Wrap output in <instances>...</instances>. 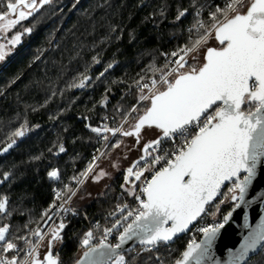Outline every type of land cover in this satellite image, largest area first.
I'll return each mask as SVG.
<instances>
[{
    "label": "trees",
    "instance_id": "1",
    "mask_svg": "<svg viewBox=\"0 0 264 264\" xmlns=\"http://www.w3.org/2000/svg\"><path fill=\"white\" fill-rule=\"evenodd\" d=\"M211 1L52 0L0 30L6 53L0 61V149L17 142L10 153L0 156V200L7 201L0 212V227L8 228L6 240L24 245L26 228L39 224L54 202L52 187L57 185L66 193L85 171L105 136V123L111 133L126 119L123 129L133 118L139 119L150 103L139 104L144 93L141 84L165 73L164 55L191 47L212 28L213 13L219 20L223 17L217 9H224V0H215V5ZM6 4L7 0H0V12ZM199 10L204 12L200 19ZM15 18L10 15L2 24ZM198 21L204 27L190 38L186 27ZM17 34L20 41L13 45L10 41ZM82 80L84 86L79 87ZM18 130L24 135L15 136ZM54 170L58 178L49 176ZM126 174L125 170L117 175L94 199L82 204L74 199L75 206L99 221L94 232L108 224L105 214L110 207L131 193ZM229 188L230 184L208 205L201 219L226 216L235 206L232 199L221 202ZM90 229L82 213L66 217L60 245L53 249L59 264L76 262L79 251L86 249L81 242ZM193 232L192 228L173 243L160 244L158 250L149 252L139 245L121 255L126 264H174L186 246L199 238ZM248 264H264V249Z\"/></svg>",
    "mask_w": 264,
    "mask_h": 264
},
{
    "label": "snow or ice",
    "instance_id": "2",
    "mask_svg": "<svg viewBox=\"0 0 264 264\" xmlns=\"http://www.w3.org/2000/svg\"><path fill=\"white\" fill-rule=\"evenodd\" d=\"M50 2L40 0V5ZM21 6L36 10V0H7L6 10L0 12V21H4L9 14L17 15L15 19L7 20L6 24H0V30L12 27L31 15V11L20 10ZM242 7L244 0H229L223 10L217 9L223 14L222 21L215 13L212 14V29L220 47L207 48L202 66L179 72L187 63L184 56L197 52L213 34L207 29L192 42L191 47L181 49L183 55L175 62L177 67L168 73L179 72L174 82L162 76V82L167 84L166 90L152 92L149 89L152 92L150 96L140 97L141 100H150L151 107L139 118L135 133L125 132L124 135L138 136L145 124L162 129L165 137L184 135L190 126H195L198 131L190 139L185 138L183 146L173 154L174 158L167 159L166 166L155 171L142 187L141 195L145 198L137 195L139 207L122 217L125 221L130 217L132 219L119 234V243L114 246L105 243L113 230L106 228L99 244L91 245L93 233L89 231L81 242L86 251L77 264H126L125 257L118 250L134 238L146 246L144 250H158L160 244L172 241L179 233L189 229V225L206 211V205L220 194L226 181H233L228 190L232 193L231 199L245 202V194L257 176V168L264 164V0H254L246 13L240 11ZM184 14L181 11L179 16ZM200 27H204L203 22ZM19 41L20 35L17 34L10 43L15 45ZM5 55L4 45H0V61L5 59ZM156 83V80L152 81L153 89ZM78 86H84L83 80ZM93 131L99 132L100 129L94 128ZM14 135L23 136L24 133L18 130ZM153 143L159 144L160 141ZM60 150L63 151V147ZM161 159L157 156L154 162L158 163ZM242 172L245 175L240 179ZM128 174L133 175L132 168L128 169ZM142 175V171L136 172V180H140ZM49 176L58 178V172L54 170ZM59 197L60 193H57ZM6 203V198L0 200V212L5 211ZM120 211L123 212V209ZM230 216L231 213L224 216L222 224L200 228L204 239L199 243L190 242L176 264H204L210 258L219 230ZM119 224L120 220H117L113 228ZM64 228L65 224L60 223L58 228L51 230L50 249L53 241L62 240L60 231ZM7 231V226L0 227V241L5 242V252L17 248L16 244L6 240ZM34 235L43 240L39 230ZM25 243L30 244L27 255L32 257L37 244L27 240ZM259 249H264V222L245 237L244 243L233 254L231 264H248L249 254H255ZM0 264H17V259L0 257ZM21 264H29V261L25 259ZM31 264L42 262L33 258ZM43 264H58V259L49 251Z\"/></svg>",
    "mask_w": 264,
    "mask_h": 264
},
{
    "label": "built area",
    "instance_id": "3",
    "mask_svg": "<svg viewBox=\"0 0 264 264\" xmlns=\"http://www.w3.org/2000/svg\"><path fill=\"white\" fill-rule=\"evenodd\" d=\"M245 1V0H244ZM229 2V0H224L223 4L224 6ZM216 3L215 0L211 1V5ZM215 5V4H214ZM210 11V10H209ZM203 10L198 11V19H200L203 16ZM229 15H233V13H229ZM224 17H222L220 20L222 21ZM202 21H198L197 23L188 25L186 27V30L190 32L191 36L190 38H195L197 34L200 31V23ZM211 31H214L211 29ZM173 53H176V55H173ZM194 53H189L187 56H184L185 61H189L192 59ZM183 55V52L181 49L179 50H173L171 52H168L164 55V65H165V73L160 76L158 80L154 79V77H150L146 80H144L141 84L143 85L147 84L148 87L144 88L143 96H150L152 92L161 91L164 88L167 87V84L163 83L161 80L162 76H165L166 79L169 82H173L175 77L178 75V72H174L171 75H168V73L171 72L172 69L176 68V61L180 60V57ZM187 64V63H186ZM185 64V66H186ZM156 80V86L153 89L152 88V81ZM149 89H152V92L149 91ZM143 101H150V100H140L139 103ZM127 120L123 121L120 127H118L114 132H109V127L107 123L104 124L105 128V136L100 141V146L94 150L93 157L89 164L87 165L85 171L81 174L79 179L75 180L71 188L66 192L63 193L62 190L57 186L54 185L52 187V194L54 196V202L46 209L44 218L42 221L34 226H28L26 228L28 235H27V241L37 244L36 251L33 253L32 257H29L27 255L30 244L24 243V245L20 246L18 245L16 249H13L8 252H3V254L0 256L2 258H8L11 259L12 257H16L17 264H21L22 261L27 259L29 261V264H31V260L33 258H40L44 259V255L47 251L46 244L49 242V240L52 237L51 230L58 228V225L60 223L65 224L66 217L69 214L76 215L78 213H82L87 221V224L91 226L90 231L93 233V244H99L101 239L104 238V229L106 228H112V233L107 236L105 243H109L112 245H116L119 240V234L123 231V228L126 226L127 223L131 222V217L125 221L122 219V217L126 216L129 211L135 212V210L139 207V201L136 199L137 195H141V189L143 186H145L147 180H150L152 175L155 173V171H158L161 167L166 166L165 161L169 158H174L173 154L185 143V138L190 139L191 136L195 135L198 131V128L195 126H190L188 131L184 133V135L180 134H174L172 136L164 137L162 140H160L159 144H154L150 149L147 151V157L144 161H142L138 166L135 168V173L143 171V175L141 176L140 180H137L136 184L134 186H131L133 189L131 193L124 197L121 202H118L110 207V209L106 212L105 216L108 220V224L104 225L102 231L96 233L94 232V228L99 225L98 220H94L93 218H90L88 215H86V212L81 209L78 206L74 205V199L76 198L80 188L85 184L87 181L90 173L95 168L96 164L105 156L107 149L111 143V140L109 139L110 135H117L122 129L123 125L126 123ZM160 156L162 159L158 162H154V158ZM91 167V171H89V166ZM128 174V172H127ZM126 174V176H127ZM133 178H130V181H132ZM57 193H60V197L57 198ZM72 193H75V195H72ZM70 197V199H69ZM141 198H145L141 195ZM127 205V207H125ZM123 209V212L120 211V209ZM117 220H120V224L113 228V225L116 223ZM212 221H208L205 219H199V221L193 226L194 234L198 235L200 239L203 232L199 231L200 228L204 227H210L214 226ZM39 230L40 235L43 236V240H39V238L34 235V233ZM8 232V231H7ZM193 239V240H198ZM24 240V241H25ZM3 243L0 241V244ZM135 251V249H134Z\"/></svg>",
    "mask_w": 264,
    "mask_h": 264
},
{
    "label": "water",
    "instance_id": "4",
    "mask_svg": "<svg viewBox=\"0 0 264 264\" xmlns=\"http://www.w3.org/2000/svg\"><path fill=\"white\" fill-rule=\"evenodd\" d=\"M253 2H254V0H252L250 2V4ZM250 4L248 5V7L250 6ZM248 7H247V9H248ZM247 9L245 11H243V13H246ZM215 48H219V47H215ZM205 55H206V53H205ZM185 72H187V71H185ZM174 80H173V82H174ZM166 89H167V87L161 91H164ZM149 107H151V103H149L148 108ZM146 110H145V112H146ZM145 112L141 116H143L145 114ZM138 121H139V119H138ZM145 126H148V124H145L143 127H145ZM151 126L156 127L155 125H151ZM156 128L160 131V134L156 138L145 143L142 147V152H141L140 157L137 158L136 160H134L133 163L126 168L127 171L129 168L133 169V175L129 176V174H127V176H126V181L128 183H130L131 186H134L137 182V180L135 178V171H134L136 166L140 162H142L146 159L148 149H150L155 144L153 142L157 141V140L160 141L165 137L163 130L158 128V127H156ZM102 132L105 133L106 131L102 130ZM111 132H113V131H111ZM10 144L12 145V147H9ZM16 146H17L16 141H15V143H13V141H12V142L6 144L4 147H2L0 149V156L7 155L8 153H10L11 149L16 147ZM146 147H147V151H145ZM244 175H245V173L242 172L240 174V179H243ZM130 178H133V180L130 181ZM233 179H235V178H233ZM231 183H233V181H226L225 184L222 185L220 192L227 185H229ZM237 195H238V193H237ZM218 197H219V195H217L213 199V201L210 202V204L215 202ZM233 202L236 203L235 206L226 214V215H228L229 213H231V216H230L228 222L226 224H224V227L219 230L217 237H216V239L212 245V248L210 250V258H207L204 261V264H231L233 254L244 243L245 237L248 236V234L254 228H256L257 225H259L261 222H264V164H261L260 166H258L257 176L253 180L252 184L248 188L247 193L245 194V202L241 203L239 200H236ZM248 202H250V203H248ZM237 204H240V207H236ZM208 205H206V209H207ZM204 213H202L201 216L198 217L196 221H193V223L191 225H189L188 230H186L183 233H179L176 237L173 238L172 241H170L166 244L173 243L176 238L188 234L191 231V229L193 228V226L204 215ZM51 239H52V237H51ZM203 239H204V234L201 235L200 239L194 240V241L196 243H199ZM118 243H119V240H118ZM107 244H109V243H107ZM95 245H97V244H95ZM139 245H141V244L139 243L138 239L134 238L133 240H129L126 243H124L121 246V248L118 250V252H119V254H123L125 252H130V251H133ZM186 249H187V246L184 249V251ZM49 251H51L54 258L58 259V264H59V258H58V256H56L54 254L53 247H51V249H50L48 246V249H47L44 257L49 253ZM85 251H86V249H84L82 251V253L80 254V256L78 257V259L76 260V262L74 264H77L78 261L83 259V255H84ZM260 251H261V249H259L257 251V253H255V254L250 253L249 255L252 258V257L256 256L257 254H259ZM181 258H182V255L179 259H181ZM37 259H39L43 264L44 259H40V258H37ZM174 264H176V262Z\"/></svg>",
    "mask_w": 264,
    "mask_h": 264
},
{
    "label": "rangeland",
    "instance_id": "5",
    "mask_svg": "<svg viewBox=\"0 0 264 264\" xmlns=\"http://www.w3.org/2000/svg\"><path fill=\"white\" fill-rule=\"evenodd\" d=\"M62 1V0H61ZM252 0H245L244 7L240 8V11L243 12L247 9L248 5ZM14 2V1H13ZM40 0H36L38 5ZM57 3H55L56 5ZM20 10L32 11V9L23 8L21 6ZM15 17L16 14H9L8 17ZM6 19V18H5ZM0 21V24L4 23ZM210 28L208 31L213 34L209 36L207 42L202 44L197 52L193 54L195 59L192 56L191 66L180 69L179 72L191 71L192 67L199 68L204 62V56L207 48L209 47H220L219 42L215 39L214 31H211ZM178 72V74H179ZM127 120V119H126ZM138 123V117L133 118L123 129L122 135L114 138V135H110L109 139L112 143V148L108 154H106L95 166V168L90 173L85 184L80 188L76 200L79 203H83L87 200L94 199L97 194L103 191L109 183L119 174H125L127 166H130L134 160L140 157L142 152V147L145 143L156 138L160 131L154 126H145L140 129L139 135H124L125 132L135 133V125ZM103 173V175H101ZM233 186V183L230 184V188ZM229 190V189H228ZM232 193L229 191L226 192L221 202H228L231 199ZM236 204V203H234ZM214 224H222L224 222L223 218L211 220ZM50 241V240H49ZM60 245V241H53V249H57ZM49 242L46 244V249H48ZM82 249L79 251L78 256L82 253Z\"/></svg>",
    "mask_w": 264,
    "mask_h": 264
},
{
    "label": "flooded vegetation",
    "instance_id": "6",
    "mask_svg": "<svg viewBox=\"0 0 264 264\" xmlns=\"http://www.w3.org/2000/svg\"><path fill=\"white\" fill-rule=\"evenodd\" d=\"M51 1H52V0H51ZM39 4H40V2H39ZM23 11H25V10H23ZM25 12L27 13L28 11H25ZM140 163H141V162H140ZM140 163H139V164H140ZM139 164H138V165H139ZM138 165H137V166H138ZM127 167H128V166H127ZM126 171H127V169H126ZM127 172H128V171H127Z\"/></svg>",
    "mask_w": 264,
    "mask_h": 264
},
{
    "label": "bare ground",
    "instance_id": "7",
    "mask_svg": "<svg viewBox=\"0 0 264 264\" xmlns=\"http://www.w3.org/2000/svg\"><path fill=\"white\" fill-rule=\"evenodd\" d=\"M142 103V102H141ZM140 104V103H139Z\"/></svg>",
    "mask_w": 264,
    "mask_h": 264
}]
</instances>
